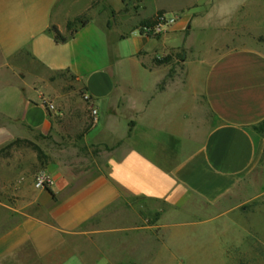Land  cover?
<instances>
[{
    "label": "crops",
    "instance_id": "obj_1",
    "mask_svg": "<svg viewBox=\"0 0 264 264\" xmlns=\"http://www.w3.org/2000/svg\"><path fill=\"white\" fill-rule=\"evenodd\" d=\"M106 1L0 0V264H177L199 223L187 205L217 204L260 156L264 53L202 37L231 32L253 0H141L140 20L175 17L157 39ZM177 34L214 54L169 76L149 58ZM78 91L84 109H69Z\"/></svg>",
    "mask_w": 264,
    "mask_h": 264
},
{
    "label": "rangeland",
    "instance_id": "obj_2",
    "mask_svg": "<svg viewBox=\"0 0 264 264\" xmlns=\"http://www.w3.org/2000/svg\"><path fill=\"white\" fill-rule=\"evenodd\" d=\"M83 1L78 0L80 3ZM91 3L93 10L107 6L106 0H91ZM246 6H248L246 17H244L246 19L234 21L231 32H225L226 35L221 31L216 32L214 37H211V34H204L203 42L206 40L214 43L224 41L227 48L247 46L257 48L264 53V0H253ZM141 8V0H122V9L117 19H120L127 27L135 26L137 23L140 25L142 22L139 19ZM247 11L250 12L248 20ZM83 18H87V14L78 18V21ZM157 23L154 19L151 20L145 37L158 38L160 33L155 31ZM139 25L135 27L139 28ZM189 34V30L185 28L184 35L187 37ZM198 38L199 36L196 35L193 40L196 42ZM190 41L192 42V39ZM181 42L180 34L172 36L169 44L176 48L152 54L149 64H151V59L161 61L162 63L159 64L154 61V64L162 67L169 76H174L182 69L181 60H195L198 57L205 58L214 54L211 51H202V48L197 49L199 41L198 45L194 42V46L189 50L180 46ZM188 70L192 73L194 69ZM65 76L67 80L68 77ZM73 97L74 99L69 102V109H84L79 91ZM254 131L264 141V121L255 126ZM30 143L39 145L45 152L48 151L50 144L39 137L32 138ZM18 146V148L27 149L24 151H32L28 143H21ZM19 155L20 158H28L24 152ZM186 211L184 213L186 220L191 219L190 216H192L193 221L199 223L194 228L191 238L194 245L187 243L190 251L185 254V258L177 260V264H264V144L256 162L234 181L233 189L226 197L214 205L194 201L187 205ZM193 248L195 252H192ZM196 249H198L197 252Z\"/></svg>",
    "mask_w": 264,
    "mask_h": 264
},
{
    "label": "trees",
    "instance_id": "obj_3",
    "mask_svg": "<svg viewBox=\"0 0 264 264\" xmlns=\"http://www.w3.org/2000/svg\"><path fill=\"white\" fill-rule=\"evenodd\" d=\"M162 15V13L161 12H158L157 14H156V16L153 18L155 21H157L158 22V18L160 17ZM153 19H150V20H147V21H142L141 22V24L139 25V28H138V30H139V33L140 34H143V29L142 28H148L149 27V23L151 22V20H153ZM86 19L85 18H83V20H81V21H78V19H75L74 21H68V23H67V28L70 30V32H73V29H75V25L77 24L78 26H84V24L86 23ZM149 22V23H148ZM74 23V24H73ZM71 24H72V26H71ZM71 26V27H70ZM50 31L54 34V40H55V42L56 43H60V42H64L65 41V37H63L60 33H59V31L57 30V28L56 27H51L50 28ZM155 61V60H154ZM157 64H159V63H162L161 61H155ZM89 124H91V121L89 122H87V121H84V127H83V129L82 130H84V131H80L79 133H78V135H81L83 132H85L86 130H87V128L89 127ZM36 151L38 152V155H40L41 154V151L38 149V148H36Z\"/></svg>",
    "mask_w": 264,
    "mask_h": 264
},
{
    "label": "built area",
    "instance_id": "obj_4",
    "mask_svg": "<svg viewBox=\"0 0 264 264\" xmlns=\"http://www.w3.org/2000/svg\"><path fill=\"white\" fill-rule=\"evenodd\" d=\"M174 21H175V17H172L170 19H165L163 16H160L158 18V23L155 25V31L160 33V31H159L160 25L165 26V25L173 23ZM142 29L144 31H143V34H140V35L145 36L146 31L148 30V28H142ZM138 32H139V30H138ZM86 98L87 97H85V99ZM48 108L50 110L53 109V107L51 105H49ZM92 114H95V110H93V109H92ZM50 184H51V180L45 174H38V175L35 176V179H34L35 188L42 189V188H45V187L49 186Z\"/></svg>",
    "mask_w": 264,
    "mask_h": 264
}]
</instances>
